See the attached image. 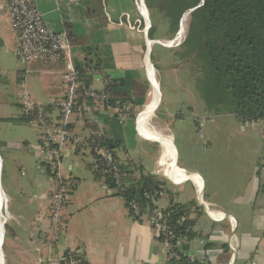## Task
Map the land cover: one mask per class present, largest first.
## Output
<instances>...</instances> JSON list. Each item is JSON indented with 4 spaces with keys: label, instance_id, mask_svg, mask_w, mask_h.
Segmentation results:
<instances>
[{
    "label": "crops",
    "instance_id": "crops-1",
    "mask_svg": "<svg viewBox=\"0 0 264 264\" xmlns=\"http://www.w3.org/2000/svg\"><path fill=\"white\" fill-rule=\"evenodd\" d=\"M28 1L37 5L48 30L67 34L70 48L69 57L61 61L35 59L20 62L16 55L19 38L12 27L8 2L0 0V65L9 62L13 66L12 82L19 88V94L11 92L7 96L18 109L12 120L31 125L37 130V139L29 149L35 157L37 173L47 179L32 184L37 191L33 199L39 204L33 207L27 200L21 204V213L17 212L16 217L23 221V225H17V231L13 232L15 248L11 252V260L16 264H62L58 263L60 254L70 251L76 257H81L85 264H166V249L154 230L144 217L134 218L130 215L124 199L109 188L94 166L95 158L87 150H76L59 167V179L71 186L68 201L62 209L60 225L54 230L49 222L50 210L46 199L54 177L51 181L42 171L43 168H50L41 150L46 144L49 128L42 130L34 117L30 121L32 115H26L21 106V96L25 92L34 106L43 108L49 126H55L61 121L56 103L65 92L63 76L67 65L69 62L74 66L81 64L88 70L85 65L89 60L102 57L103 46H109L114 64L113 69L105 71L107 79L122 78L127 71H135L147 79L146 26L141 31V20H136L140 8L136 7L134 0ZM136 21H140V25L137 26ZM86 48L89 50L86 51ZM10 56L23 68L14 66ZM25 79L39 84L42 96H37L31 90L29 93ZM105 87L106 81L102 75L93 73L90 88L104 91ZM159 100L160 96L157 105ZM86 103V109L68 120L67 130L71 136L96 138V134L101 132L112 137L113 142L120 140L113 154L123 164L140 162L135 148L140 140L146 139L160 146L159 140L155 137L157 141H154L152 134L150 136L146 132L143 113L137 118V123L131 121L137 107L110 108L104 102L93 100ZM120 109H126V115L119 114ZM170 145L165 153L170 172L162 173L176 188L175 192L167 190L164 205L159 204L158 198L155 206L168 209L175 204L188 205L191 211L188 218L195 220V237L187 242L188 254L198 259L200 264H264V193L260 192V187L264 185V164H258L255 173H249L245 179L247 172L244 170L243 175L233 172L230 162L210 165L212 169L178 163L177 158L174 163L176 154H173L172 137ZM0 147L7 148L2 141ZM88 155L92 161L84 162ZM250 156L256 160L258 155ZM159 157L154 167L149 169L143 166V169L157 175L154 169L159 167ZM187 188L190 190L188 195ZM38 190H41L40 194ZM205 205L223 217L212 218ZM7 216L13 217L8 212ZM35 238L40 239L47 249L42 250Z\"/></svg>",
    "mask_w": 264,
    "mask_h": 264
},
{
    "label": "rangeland",
    "instance_id": "rangeland-1",
    "mask_svg": "<svg viewBox=\"0 0 264 264\" xmlns=\"http://www.w3.org/2000/svg\"><path fill=\"white\" fill-rule=\"evenodd\" d=\"M137 1L139 4H137ZM137 1L134 0L136 7L140 6V1ZM95 3L100 5L97 1ZM146 11L150 23V14L147 8ZM136 20H141L142 31L146 25L143 17L139 14ZM154 22L157 25L155 37H160L156 40L162 43L175 38L180 29L178 27L175 36L171 39H162L170 35L166 31L165 25L160 23L159 17L154 16ZM185 27L184 38L187 31V21ZM153 45L151 48L154 47L153 56L157 59L155 62L156 68H154L151 59L150 63L154 68V77L157 82L159 81L160 101L158 105L155 103L152 107L153 118L149 125L154 131L169 134L172 137L173 154H176L177 162L194 166H206L207 168L210 165L215 166L221 165L222 162H230L233 172L239 175H243L244 170L247 172L245 179L248 178L249 173H255L258 164H264V124L260 125L262 122L243 124L233 114L224 111V108L217 111L216 108L211 106L209 109L196 88V80L199 74L196 72V66L193 64L192 59L182 60L180 58L179 53L182 52L180 46L170 48L161 44ZM11 61L17 68H23L13 57H11ZM12 67L9 62L0 65V141L7 147H0L2 161L0 182L2 192L7 197L4 214L7 216L8 212L13 215V217L8 218L4 225V233L1 239L3 240L1 249L5 259L4 264H16L11 260V252L15 248L13 247V232L17 231V225H23V221L16 217L17 212L21 213V204L28 200V203L33 207L37 206L39 202L33 199V194H37V191L32 184L34 181L44 182L47 180L45 176L37 173L35 157L29 149V146L34 145L37 139V130L31 125L12 120L13 114L18 112V109L7 96L11 92L19 94L17 91L19 90L18 85L12 82L14 78L11 76ZM149 80L151 83L150 77ZM25 83L29 93H31V90L37 96H42V87L39 84L26 79ZM150 92L151 85L146 98L147 102L149 101ZM143 109V107L136 108V111L132 114L134 116H131L132 122L137 123V118H140ZM126 112L127 110L123 109L122 113L124 115H126ZM33 117H30V121ZM148 134L151 136V133ZM152 136L151 139L157 141ZM135 148L137 150L136 156L140 162L130 167L133 171L129 176L132 182L129 184L124 181L126 182L125 186L136 185L137 181L142 178V172L145 176L150 175L144 169L139 170L140 166L149 169L154 167L155 161L161 153L158 143H152L146 139L140 140ZM250 154L253 156L258 155L256 160ZM87 161H92L89 155L84 158V162ZM120 165L125 166L127 164L120 163ZM160 168L154 169L158 176L151 175L160 182L159 190H154L151 195L147 193L146 196L152 201V208H158L155 206V201L158 198H160L159 204L164 205L167 202V190L170 189L171 192H175L176 188L170 183V180L163 176ZM42 171L48 177L52 176L51 168L46 167ZM205 171L207 172V170ZM23 172H25V175H23ZM40 191L38 190L39 194ZM260 192H262L261 187ZM188 193H190V190L187 188L186 194L188 195ZM30 207L32 208V206ZM48 207L50 210V212L48 211L49 222L52 226L51 205ZM161 210H167V208ZM34 241L41 245L42 250L47 249V246L40 239L35 238Z\"/></svg>",
    "mask_w": 264,
    "mask_h": 264
},
{
    "label": "trees",
    "instance_id": "trees-1",
    "mask_svg": "<svg viewBox=\"0 0 264 264\" xmlns=\"http://www.w3.org/2000/svg\"><path fill=\"white\" fill-rule=\"evenodd\" d=\"M144 3L150 14L147 32L150 40L160 39L155 37L157 25L154 16L160 18V23L165 25L170 35L162 39H171L178 30L182 16L192 10L188 14V27L179 55L182 60L191 58L196 66L199 74L196 88L209 109L211 106L217 111L224 108L243 124L264 122V0H144ZM153 49L150 59L156 68L157 59L153 56ZM83 66L75 64L85 79L86 88L91 83L93 73L102 75L106 81V107L132 105L133 108H141L145 104L150 90V83L145 77L142 78L135 71H127L122 78L107 79L105 71L114 68L109 46L102 47V57L88 61L85 65L88 70ZM82 94V91L78 93V104L82 101ZM112 139L102 135L95 141L113 154L120 140H117V144ZM131 166L133 163L119 165L117 179L107 170L99 168L98 171L109 188L124 199L127 209L132 201L140 204L143 211L152 209V201L146 196L159 190L160 182L151 174L145 176L142 172V178L136 185L125 186L126 182H132L129 178L133 172ZM139 170H143V167L140 166ZM261 191L264 193V185ZM169 209L173 211L174 220L186 217L183 223L176 225L175 234L185 237L182 251L188 252L187 242L195 237V220L188 218L191 214L188 205L175 204ZM76 259L78 264H85L81 257ZM166 264L200 262L195 257L181 253L168 257Z\"/></svg>",
    "mask_w": 264,
    "mask_h": 264
},
{
    "label": "built area",
    "instance_id": "built-area-1",
    "mask_svg": "<svg viewBox=\"0 0 264 264\" xmlns=\"http://www.w3.org/2000/svg\"><path fill=\"white\" fill-rule=\"evenodd\" d=\"M7 2L12 27L19 38V47L16 55L20 62L27 63L35 59L56 62L69 57L70 45L67 34L64 31L53 32L48 30L43 21L42 14L35 3L28 0H7ZM137 4H139L138 1ZM138 7L140 8V6ZM137 24L140 25V21H136ZM129 26L132 27L130 24ZM177 36L170 41L164 43L159 41L157 44L170 48L178 47L185 38L183 36V39L178 40ZM63 81L65 92L63 97L56 103L61 121L52 128L49 126L43 108L34 106L29 101L25 92L21 96V106L24 113L34 116L37 126L42 130L49 128L46 144L41 150L44 152L47 163L51 168L52 176L49 177L51 181L54 177L51 190L46 196V199L50 203L49 205H51L52 227L54 230H57L60 225L62 209L68 201V190L71 186L68 182L59 179L58 175L62 161L68 155L73 154L76 150H87L95 158V168L107 170L114 179L119 177L118 167L120 165V162L110 151L100 147L96 143L95 140L102 137L101 132L96 134V138L90 139L71 136L67 130L69 117L76 113H81L86 109V102L88 100L104 102L107 99V93L105 91H96L90 88V85L86 88L84 77L71 62L67 65ZM80 91L83 92V103L78 104L77 100L80 97L78 93ZM122 112L123 109L118 110V113L121 115L123 114ZM204 207L206 210H209L208 205ZM209 211L214 219H221L223 217L212 210ZM128 212L134 218L144 217L147 220L150 227L156 233L157 238H160L162 241L168 257L178 256L181 253L190 256L188 252L182 251L186 242L185 237H177L175 234L176 225L183 223L186 220L185 216L174 220L171 209L161 210L152 208L143 211L140 204L133 201L128 207ZM58 261V263L62 264H78L76 255L70 251L62 252Z\"/></svg>",
    "mask_w": 264,
    "mask_h": 264
},
{
    "label": "bare ground",
    "instance_id": "bare-ground-1",
    "mask_svg": "<svg viewBox=\"0 0 264 264\" xmlns=\"http://www.w3.org/2000/svg\"><path fill=\"white\" fill-rule=\"evenodd\" d=\"M140 1V14L143 17V19H147V11L145 9V7L142 5V0ZM186 21H188V14H186L185 16H183V18L181 19V23H180V29H179V33H178V40L181 39L183 37V34L185 32V25H186ZM188 23V22H187ZM188 27V26H187ZM150 46V45H149ZM152 47V45L150 46V48ZM150 64H147V71L149 74V77L151 78V92L149 94V101L145 103L144 105V112H143V123H144V127L146 129V131H148V133H151L154 137H156L159 142H160V146H161V153H160V157H159V167H161L160 169H162L163 172H170V169H168L167 167V163H166V158H165V153L168 150V148L170 147L171 144V136L168 134H163L160 133L158 131H154L152 129V127L149 125V122L151 121V119L153 118V113H152V103H156L158 101L159 98V85L157 80L154 77V68L153 66H149ZM154 103V104H155ZM153 104V105H154ZM0 165H1V159H0ZM1 171V170H0ZM172 172V171H171ZM173 172H180V171H173ZM1 175V172H0ZM6 207V197L4 196L3 192H2V188H1V182H0V244H1V239L4 233V225L7 222L8 216H6V214H4V209ZM215 216V215H214ZM220 216V214H219ZM0 264H4V257L1 253V249H0Z\"/></svg>",
    "mask_w": 264,
    "mask_h": 264
},
{
    "label": "water",
    "instance_id": "water-1",
    "mask_svg": "<svg viewBox=\"0 0 264 264\" xmlns=\"http://www.w3.org/2000/svg\"><path fill=\"white\" fill-rule=\"evenodd\" d=\"M203 0H201V2H202ZM142 4H143V6L145 7V5H144V3L142 2ZM146 9V8H145ZM192 10H190V11H188L187 13H185L183 16H185L186 14H189L190 12H191ZM183 16H182V18H183ZM181 18V19H182ZM181 19H180V22H179V28H180V23H181ZM144 22H145V29H144V33H145V38H146V54H145V56H146V68H147V64H151L150 63V53H151V48H150V46L151 45H153V44H157V43H159V41H157V40H150V39H148V37H147V32H148V29H149V27H150V23H149V20H148V17H147V19L145 20L144 19ZM178 33H179V30H178V32H177V35H178ZM150 45V46H149ZM150 66H152V64L150 65ZM147 79H148V82L150 83V80H149V77H148V73H147ZM150 85H151V83H150ZM160 101V100H159ZM173 148H174V146H173ZM175 161H176V156H175V158H174V163H175ZM2 169V161H1V165H0V170ZM1 172V171H0ZM3 241V240H2ZM2 241H1V244H0V249H1V245H2ZM1 253H2V249H1ZM2 255H3V253H2ZM4 257V256H3Z\"/></svg>",
    "mask_w": 264,
    "mask_h": 264
}]
</instances>
